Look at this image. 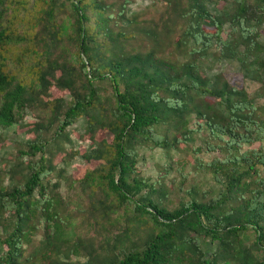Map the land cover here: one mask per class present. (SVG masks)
<instances>
[{
	"label": "trees",
	"instance_id": "16d2710c",
	"mask_svg": "<svg viewBox=\"0 0 264 264\" xmlns=\"http://www.w3.org/2000/svg\"><path fill=\"white\" fill-rule=\"evenodd\" d=\"M135 1L0 0V129L34 117L0 174V264H264V0H212L228 5L217 13L211 0H149L129 14ZM210 55L256 88L207 76ZM78 120L90 145L59 160L83 161L73 177L53 159ZM199 133L193 152L215 155L192 162L207 191L170 160L143 178L140 149L176 151ZM76 189L83 236L68 214Z\"/></svg>",
	"mask_w": 264,
	"mask_h": 264
},
{
	"label": "rangeland",
	"instance_id": "374dc122",
	"mask_svg": "<svg viewBox=\"0 0 264 264\" xmlns=\"http://www.w3.org/2000/svg\"><path fill=\"white\" fill-rule=\"evenodd\" d=\"M32 0H25L26 9L30 8ZM149 0H136L132 5L128 8L129 14H135L144 11L146 8L150 7ZM228 6L223 2H214L211 0V3L208 4V8L212 13H217L221 10V8ZM21 17L24 15V11L20 10ZM144 18V17H143ZM227 32V29L224 30ZM175 35L172 34V38ZM224 38V34H222ZM260 42L264 44V40L260 39ZM212 54L216 52L215 46H212L209 50ZM200 65L203 67V70L207 76H211L215 73H222L223 77L230 83V85L234 87H245L248 91H253L256 88V85L251 83L250 81H242L241 76L238 71V65L235 61L229 60H220L218 61L214 56H209L206 59L200 61ZM36 114V113H35ZM34 121V117L29 112L25 113L23 120L17 126H13L9 129L1 130L0 129V174L4 179H7V175L5 173L13 163L15 162V152L16 149L23 146L24 142L27 140H32L34 136V132L30 128L31 122ZM68 132L69 138L71 140V145L63 148V152L57 155L53 159V163L57 168H62L65 170L66 174H70L73 177H79L83 174L85 165L83 161L78 157H74L69 162L59 163L60 159H65V153L70 149H75L78 152L82 150H87L90 142L86 140L85 137L78 140L77 136L83 133V122L82 120H78L72 127L66 130ZM48 136V135H47ZM202 144V135L193 134L189 137L187 145L183 146L181 149L176 151H171L168 153H164L161 150L155 149L149 151L148 149H140L139 152V161L138 168L141 172L143 178H149L150 180L159 179L162 176L161 168L165 167L167 162L170 160L172 163L183 164L182 173L185 175L188 173L186 186H190L191 184H196L201 190L207 191L212 185V181L210 179V175L208 173H202L200 171H194V165L192 162L197 164H204L209 162L215 155L208 154L201 151L200 153H194L193 150L199 148ZM257 145L254 144L249 146L250 149L256 148ZM247 148L246 146L244 149ZM180 169V167L174 166V169L166 175L164 179V183L166 186H171L172 183L170 181H174L175 185L180 181V176L176 171ZM51 182H54V178L51 179ZM7 183V182H6ZM62 193L64 192V188L60 190ZM175 199L174 197H172ZM69 204H68V214L72 216H76L73 220L75 225V232L79 236H83L84 233L87 232L82 224H80V217L77 214V208L80 206L83 208L86 205V198L83 195H80L78 190L75 192L69 193ZM78 216V217H77ZM73 219V217H72ZM89 231V230H88ZM204 250L207 252L213 248V245L209 242L203 246ZM72 260H76L73 258Z\"/></svg>",
	"mask_w": 264,
	"mask_h": 264
}]
</instances>
